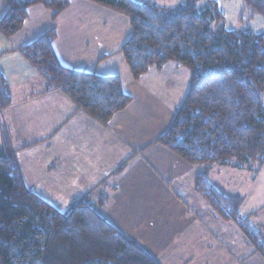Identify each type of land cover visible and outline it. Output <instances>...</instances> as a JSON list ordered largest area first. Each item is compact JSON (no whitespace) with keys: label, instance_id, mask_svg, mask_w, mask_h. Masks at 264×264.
Instances as JSON below:
<instances>
[{"label":"trees","instance_id":"1","mask_svg":"<svg viewBox=\"0 0 264 264\" xmlns=\"http://www.w3.org/2000/svg\"><path fill=\"white\" fill-rule=\"evenodd\" d=\"M89 1L130 20L131 37L120 53L135 81L169 63L190 71L189 91L160 141L187 162L204 166L196 192L264 255V232L242 213L243 195L226 191L210 173L216 167L252 173L264 166V32L228 30L216 2L199 9L200 0L174 8L137 0ZM244 1L264 17V0ZM70 6L71 0H6L0 33L8 38L20 33L33 7L57 18ZM57 36L56 28L47 31L22 49L24 56L52 86L109 124L132 102L122 79L65 67L55 51ZM10 103L0 70V110ZM105 205V198L96 202L87 193L60 211L27 185L15 154L0 151V264H160L102 214Z\"/></svg>","mask_w":264,"mask_h":264},{"label":"crops","instance_id":"2","mask_svg":"<svg viewBox=\"0 0 264 264\" xmlns=\"http://www.w3.org/2000/svg\"><path fill=\"white\" fill-rule=\"evenodd\" d=\"M5 5L0 0V13ZM53 15L33 7L20 33L10 38L0 33V70L11 91L10 105L0 110V151L15 154L27 185L45 190L51 177L53 188L74 198L73 204L87 193L96 202L105 198L102 214L160 264H264V255L237 224L221 219L196 192L204 166L187 162L160 141L190 88L189 80L182 92L175 78L181 67L169 63L135 81L120 53L132 32L126 16L89 0H71L69 9ZM52 28L65 67L122 79L132 102L109 124L52 86L24 56L22 49ZM222 171L212 169L211 177L226 191L240 193L217 178H228ZM261 214L262 220L260 213L246 216L264 232ZM235 228L245 239L239 250Z\"/></svg>","mask_w":264,"mask_h":264},{"label":"rangeland","instance_id":"3","mask_svg":"<svg viewBox=\"0 0 264 264\" xmlns=\"http://www.w3.org/2000/svg\"><path fill=\"white\" fill-rule=\"evenodd\" d=\"M142 3H153L163 8H174L181 4H184L187 0H137ZM210 2H216L219 5L220 10L222 11L225 20L224 24L228 30H239V29H252L256 32H264V17L260 14H257L253 8L247 5L244 0H200L198 2L199 9L206 8ZM176 65V63H173ZM181 67V66H180ZM181 72L175 77L176 79L181 81V85H183L182 92L184 88L189 87V80L191 81V73L188 69L181 67ZM170 75H165L163 78L168 79ZM180 94V90L178 92ZM263 101H264V93H263ZM23 165L24 162L22 161ZM21 166V165H20ZM21 168L24 169V166ZM226 173V177H217L218 179L223 180L224 182H228L229 184H233V186L239 188L238 192H240L244 199L245 203L242 208V213L244 215H249L252 213L259 214V217L263 216L261 213H264V166L261 167L260 170H256L255 172L245 171L244 173H235L230 172V169L226 168L222 171V174ZM238 174V175H237ZM234 175V176H233ZM238 176L240 178H238ZM47 186L44 189H40L35 186L32 187L33 190L37 193L45 194V198L57 207L60 211L66 212L71 206L72 202L75 200L71 198L66 193H58L56 188H53L55 183L52 182L51 177H47ZM46 185V183H43ZM35 185L40 186L38 183ZM56 186V185H55ZM232 225V224H231ZM235 227V226H234ZM238 231V240L240 241L235 243L234 249H240L241 246L244 245L245 239L243 238L241 232ZM235 236V235H234ZM244 254V253H243ZM242 254V256H243ZM243 258L241 257V260Z\"/></svg>","mask_w":264,"mask_h":264}]
</instances>
